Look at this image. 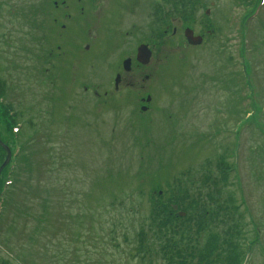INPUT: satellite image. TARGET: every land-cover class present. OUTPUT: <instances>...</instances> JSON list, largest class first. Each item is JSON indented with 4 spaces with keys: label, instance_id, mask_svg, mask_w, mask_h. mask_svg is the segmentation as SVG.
I'll use <instances>...</instances> for the list:
<instances>
[{
    "label": "rangeland",
    "instance_id": "obj_1",
    "mask_svg": "<svg viewBox=\"0 0 264 264\" xmlns=\"http://www.w3.org/2000/svg\"><path fill=\"white\" fill-rule=\"evenodd\" d=\"M55 1L3 0L0 12L5 105L12 104L22 116L24 153L31 160V167L17 166L25 171L18 178L14 174L5 195L0 239L10 240L12 248L1 244L6 254L2 249L0 259L77 264L79 255L85 261L103 251L94 255L93 264H139V259L131 260L136 233L148 224L156 189L167 199L197 183L208 162L214 172L218 156L225 154L235 169L233 188L224 196L233 195L241 206L244 245L256 243L249 264H264L263 0L253 14L259 0L251 5L199 0L194 14L172 15L170 32L181 23L184 28L156 50L153 63L142 71V77L150 76L146 89L123 86L119 94L114 83L123 74L121 61L129 52L124 34L131 28L118 26L112 39L118 44L98 50L83 28L63 31L66 20L56 26ZM43 3L50 6L45 17L35 12ZM250 14L246 28L253 44L244 59L241 31ZM206 26L217 34L197 48L182 44L186 27L200 34ZM159 29L143 28L138 41ZM86 44L90 52L83 49ZM250 69L256 75L249 73L248 83L244 73ZM147 97L151 101L141 104ZM247 113L254 114V124L237 142ZM11 145L6 143L9 150ZM2 175L3 170L0 180ZM116 243L123 248L114 250ZM107 253L113 257L107 259Z\"/></svg>",
    "mask_w": 264,
    "mask_h": 264
},
{
    "label": "trees",
    "instance_id": "obj_2",
    "mask_svg": "<svg viewBox=\"0 0 264 264\" xmlns=\"http://www.w3.org/2000/svg\"><path fill=\"white\" fill-rule=\"evenodd\" d=\"M236 1L251 5L253 0ZM173 4L179 6L174 1ZM5 91V83L0 80V97H3ZM11 110V106L6 109L0 107V129L4 130L0 135L2 142H11L13 147V129L17 126V120L9 117ZM30 127L34 128L32 125ZM25 147L24 145L19 162L29 165L30 159L28 154L24 153ZM5 158L6 153L0 146V167ZM230 168L227 156L219 155L214 172L208 162L207 170L197 183L192 181V184L176 190L167 199L160 198L161 188L156 189L159 191L152 196L148 224L142 225L136 233L137 244L131 260L139 259V264H243L245 227L240 212L241 206L233 195L224 196L225 192L233 188V177L227 173ZM5 175L6 170L0 180V191L6 179ZM16 175L20 177L21 173L17 171ZM181 175L187 177L191 173ZM174 205L179 207V211L185 212L186 216L180 218L173 209ZM123 221L125 222L124 218L120 221L122 232ZM114 233L111 230V235ZM5 242L11 246L10 240L6 239ZM124 242L130 247L131 242L127 234L124 235ZM113 246L117 251L123 248L118 243ZM102 252H96L91 257L88 255L85 261L79 255L77 264H93L94 255H100ZM105 257L112 258L113 254L107 253ZM3 264L13 263L6 260Z\"/></svg>",
    "mask_w": 264,
    "mask_h": 264
},
{
    "label": "flooded vegetation",
    "instance_id": "obj_3",
    "mask_svg": "<svg viewBox=\"0 0 264 264\" xmlns=\"http://www.w3.org/2000/svg\"><path fill=\"white\" fill-rule=\"evenodd\" d=\"M173 1L174 3H178L181 11L175 7L172 8L171 0H158L157 5H155V0H57L54 2L53 7L54 23L58 26L61 20H66L68 25H61L63 31H68L69 28H83L89 34L90 39L98 43V50L101 47L104 49L114 48L118 44L117 40L112 41L116 33L114 31L115 28H118V26L119 28H131L130 31L133 30L132 32L129 31L124 34L126 39L123 41V46L128 48L129 52L125 55V59L121 61L123 74L118 73L116 75L120 79L118 88L115 87V92L119 94L123 86L127 89L141 91L146 89V83L150 81L149 75L142 77V71L148 69L153 63L156 50L159 47H167L170 41L180 36V32L184 28V24L181 23L179 26H174L172 32H170L172 28V15L182 16L181 13L185 14L188 11H193L194 14V11L200 5L199 0H186V2L184 0ZM49 8V5L43 3L38 7V16L46 15ZM139 28H148L149 30L151 28H162V30L160 31L159 29L156 35L151 31L149 34H146L145 41L139 42L137 37L139 31L142 30ZM186 29L184 30L183 45L184 43L188 45L185 35ZM203 31L204 33L200 34H196L195 31L194 33L195 36H202L204 43L209 36L217 34L215 28H209V26L203 28ZM88 44L83 48L86 52L91 51L89 46L86 49ZM141 46H147L152 52L150 64L147 66L138 61V50ZM188 47L190 46L188 45ZM127 60H130L131 64L129 71L126 72L124 71L123 64ZM227 64L230 65V63ZM251 72L254 74L250 69ZM248 74L249 72L245 76ZM95 96L98 97L96 92ZM149 98H142L141 104L146 105L149 103L147 102ZM145 105H142L141 108H146Z\"/></svg>",
    "mask_w": 264,
    "mask_h": 264
},
{
    "label": "water",
    "instance_id": "obj_4",
    "mask_svg": "<svg viewBox=\"0 0 264 264\" xmlns=\"http://www.w3.org/2000/svg\"><path fill=\"white\" fill-rule=\"evenodd\" d=\"M186 36H187L188 42L191 45L199 46L202 44V38L201 37H194V33L189 29L186 31ZM150 58H151V53L148 52L147 47L142 46L139 49V57H138L139 61H141L144 64H147L150 61ZM124 67L128 71L130 68V62L129 61L126 62ZM0 144H2L1 141H0ZM5 150L7 153V161H6V164H7L8 159L10 158V151H9L8 147H5ZM182 216H183V214H182Z\"/></svg>",
    "mask_w": 264,
    "mask_h": 264
}]
</instances>
